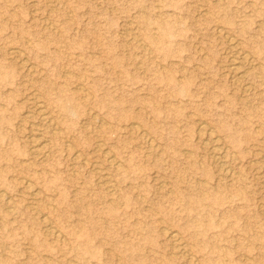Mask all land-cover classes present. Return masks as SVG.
<instances>
[{"label": "rangeland", "instance_id": "rangeland-1", "mask_svg": "<svg viewBox=\"0 0 264 264\" xmlns=\"http://www.w3.org/2000/svg\"><path fill=\"white\" fill-rule=\"evenodd\" d=\"M0 191V264H264V0H0Z\"/></svg>", "mask_w": 264, "mask_h": 264}, {"label": "bare ground", "instance_id": "bare-ground-1", "mask_svg": "<svg viewBox=\"0 0 264 264\" xmlns=\"http://www.w3.org/2000/svg\"><path fill=\"white\" fill-rule=\"evenodd\" d=\"M54 1H55V0H54ZM50 27H51V26H50ZM221 27H222V26H221ZM219 28H220V27H219ZM220 29H221V28H220ZM224 31H226V30H224ZM222 32H223V31H220V33H222ZM217 33H218V32H217ZM220 33H219V34H220ZM225 33H227V32H225ZM225 33H224V34H225ZM228 35H229V34H228ZM222 36H224V35H222ZM226 36H227V35H226ZM230 37H231V36H230ZM224 39H225V38H224ZM235 40H236V38H235ZM237 41H238V40H237ZM228 43L231 45V47H232V49H233L232 51H234V52H232L233 55L231 54L232 57H231V61H230V62H231V69H230V70H231L232 72H236L237 69H238V66H237V65L240 64L241 62H248V59H249V58H248L247 55H246L247 53L244 54L245 51H244V53H243V52H240V50H239V51L236 50L237 44L233 41V39L228 38ZM238 43H239V42H238ZM229 44H228V45H229ZM229 49H230V48H229ZM237 49H239V48H237ZM240 49H241V48H240ZM230 50H231V49H230ZM230 50H229V51H230ZM13 52L15 53L16 51H13ZM147 52H148V51H147ZM246 52H247V51H246ZM228 53H229V52H228ZM16 54H17V53H16ZM229 54H230V53H229ZM14 57H16V55H15ZM251 60H252V59H251ZM251 63H253V62H251ZM229 64H230V63H229ZM248 65H250V64H248ZM253 65H254V64H253ZM246 66H247V65H246ZM228 67H229V65H228ZM241 67H242V66L240 65L239 68H241ZM250 67H251V66H250ZM254 67H255V66H253L252 68H254ZM242 72H243V71H242ZM245 72H246V70L244 71V73H245ZM66 73H67V72H66ZM227 73H228V71H227ZM238 73H240V75H241V71L238 72ZM68 74H69V73H68ZM232 74H234V73H230V72H229V75H232ZM242 74H243V73H242ZM69 75H70V74H69ZM234 75H235V74H234ZM240 78H241V77H240ZM237 79H238V78H237ZM234 80H235V79H234ZM234 80H233V81H234ZM239 81H240V80H239ZM236 82H237V81H236ZM237 84H238V83H237ZM81 87H82V85H81ZM245 89H246V88H245ZM243 90H244V89H243ZM86 92H87V91H86ZM60 99H61V98H60ZM62 102H63V101H62ZM36 108H37V107H36ZM37 109H38V111H39V114L43 117V119L46 118V115H45L46 113L43 111L42 107L39 106ZM27 114H28V113H27ZM29 116H30V115H29ZM51 119H52V118H51ZM39 120L41 121L42 119H39ZM49 124H50V123H49ZM50 125H51V124H50ZM202 125H203V124H202ZM202 125H201V129H200V130H202V132H204V133H207V135H208L210 138H212V139L215 138L214 134L210 131V129H207L208 126L206 127V125H205V126H202ZM134 126H136V125H134ZM136 127H138V126H136ZM52 128H53V127H52ZM52 128H51V129H52ZM134 129H135V127H134ZM200 130H199V131H200ZM137 133L140 134V132H137ZM31 139H32V137H31ZM36 139H38V138H36ZM48 139H49V138H48ZM33 141H34V143H31V144H33V149H34V152H33L34 154H33V155H35V154L40 153L41 148H43L44 146L42 147V145H41V143H39V141H38V142H36V140H33ZM214 141H215V139H214ZM29 144H30V143H29ZM31 144H30V145H31ZM42 144H43V143H42ZM44 144H48V143H45V142H44ZM97 144H99V142H98ZM97 144H96V145H97ZM98 146H99V145H98ZM153 146H154V145H153ZM215 146H216V145H215ZM31 147H32V146H31ZM31 147H30V148H31ZM99 147H101V146H99ZM225 147H226V146H225ZM105 149H106V148H105ZM105 149H104V150H105ZM213 149H214V153L217 152V150H218V148H215V147H213ZM98 150H100V149H98ZM31 152H32V151H31ZM46 152H47V150H46ZM102 152H103V149H102ZM105 152H107V151H105ZM77 153H78V151H77ZM103 154H104V153H103ZM105 154L107 155V154H109V153H105ZM105 154H104V155H105ZM215 154H216V153H215ZM222 154H223V153H222ZM31 155H32V154H31ZM212 155H213V154H212ZM217 155H218V154H217ZM36 156H37V155H36ZM108 156H109V155H108ZM33 157H35V156H33ZM113 157H114V156H113ZM107 159H109V158H107ZM111 159H112V157L110 158V160H111ZM114 159H115V158H114ZM82 160H83V159H82ZM85 160H86V159H85ZM85 160H84V161H85ZM112 160H113V159H112ZM115 161H117V160H115ZM86 162H87V161H86ZM111 162H112V161H111ZM111 162H110V163H111ZM118 162H119V161H118ZM92 163H93V162H92ZM114 163H115V162H114ZM87 164H88V163H87ZM93 165H94V164H93ZM93 165H92V166H93ZM113 165H116V164H113ZM113 165H112V166H113ZM109 166H111V165H109ZM117 166H119V163H118ZM95 167H96V166H95ZM119 167H122V166H119ZM119 167H118V169H120ZM111 168H112V167H111ZM97 170H98V169H97ZM112 170H114V169H112ZM120 170H122V168H121ZM100 171H102V170H100ZM116 171H117V170H116ZM124 171H125V169H124ZM96 173H97V172H96ZM98 173H100L99 170H98ZM118 173H119V171H118ZM102 174H103V173H102ZM100 175H101V174H100ZM104 175H105V174H104ZM97 176H98V175H97ZM98 177L100 178L101 176H98ZM111 177H112V176H111ZM111 177H110V178H111ZM102 178H103V177H101V179H102ZM103 180H104V179H103ZM107 181H108V180H107ZM22 182H23V181H22ZM25 182H26V181H25ZM108 182H109V181H108ZM27 183L30 184L29 182H27ZM113 183H114V182H113ZM113 183H111V184H113ZM22 184H23V183H22ZM106 184H107V183H106ZM108 184H109V183H108ZM108 184L106 185V187L109 186ZM111 184H110V186H111ZM23 185H24V184H23ZM113 185H114V184H113ZM28 186H29V185H28ZM110 186H109V187H110ZM25 187H26V186H25ZM26 188H27V187H26ZM28 188H29V187H28ZM19 189H20V187H19ZM106 189H107V188H106ZM116 189H117V188H116ZM114 190H115V189H114ZM110 191H111V190H110ZM110 191H109V192H110ZM115 191H116V190H115ZM115 191H114V192H115ZM30 192H31V191H30ZM112 192H113V189H112ZM34 194H35V193H34ZM4 195H6V194H4ZM2 196H3V195L1 194V191H0V197H2ZM2 198H3V197H2ZM4 198H5V196H4ZM10 198H11V197H10ZM5 200H6V199H5ZM6 201H8V199H7ZM6 201H5V203H6ZM8 202H9V201H8ZM7 207H8V206H7ZM5 208H6V207H5ZM38 213H39V212H38ZM41 217H43V216H41ZM46 221H47V220H46ZM50 224H51V223H50ZM210 224H211V223H210ZM44 226H45V225H44ZM50 226H51V225H50ZM50 226H49V228H48L47 231H48L51 235L57 237L60 231H59L58 234H57V231L55 230V228L50 227ZM46 229H47V228H46ZM164 231H165V230H164ZM167 232H168V231H165L163 234H165V233H167ZM173 232H174V231H173ZM173 232H168V233H167L168 236H169V239L171 238L173 241H177V240H178V236H176V234L178 235V233L174 234ZM50 234H49V235H50ZM172 240H171V241H172ZM178 241H179V240H178ZM178 241H177V242H178ZM50 242H51V241H50ZM173 244H174V243H173ZM180 244H181V243H180ZM184 244H185V243H184ZM46 245H47V244H46ZM175 245H176V243H175ZM181 245H182V244H181ZM181 245H180V246H181ZM178 246H179V245H178ZM185 246H186V245H185ZM87 247H88V246H87ZM172 247H173V246H172ZM174 247H175V246H174ZM176 247H177V245H176ZM179 248H180V247H179ZM172 249H173V248H172ZM175 249H176V248H175ZM175 249H174V250H175ZM183 249H184V248H183ZM183 249H182V250H183ZM177 250H178V248H177ZM187 250H188V248H187ZM188 251H189V250H188ZM188 251H187V253H188ZM175 252H176V251H174V253H175ZM176 253H177V252H176ZM180 253H182V251H181ZM113 254H114V253H113ZM182 254H184V253H182ZM182 254H181V255H182ZM185 254H186V253H185ZM187 255H188V254H187ZM187 255H186V256H187ZM193 256H194V255H193ZM188 258H189V257H188ZM191 258H192V257H191ZM186 260H187V259H186ZM187 261H188V260H187ZM189 261H190V259H189ZM194 261H195V259H194ZM195 262H196V261H195ZM189 263H192V262H189ZM193 263H194V262H193Z\"/></svg>", "mask_w": 264, "mask_h": 264}]
</instances>
